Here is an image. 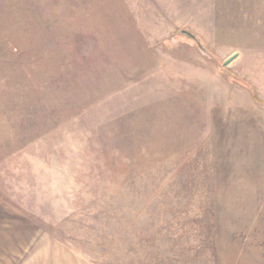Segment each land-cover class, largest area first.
<instances>
[{"label":"rangeland","instance_id":"obj_1","mask_svg":"<svg viewBox=\"0 0 264 264\" xmlns=\"http://www.w3.org/2000/svg\"><path fill=\"white\" fill-rule=\"evenodd\" d=\"M0 264H264V0H0Z\"/></svg>","mask_w":264,"mask_h":264},{"label":"water","instance_id":"obj_2","mask_svg":"<svg viewBox=\"0 0 264 264\" xmlns=\"http://www.w3.org/2000/svg\"><path fill=\"white\" fill-rule=\"evenodd\" d=\"M185 34H190V32H188V31H183ZM235 55H236V53H234L232 56H230L229 58H226V60H224L223 61V65H227L231 60H232V58H234L235 57Z\"/></svg>","mask_w":264,"mask_h":264}]
</instances>
